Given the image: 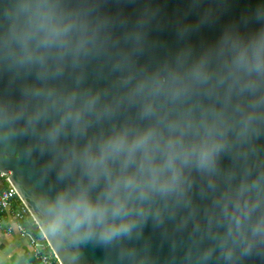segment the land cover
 I'll return each mask as SVG.
<instances>
[{
  "label": "clouds",
  "instance_id": "obj_1",
  "mask_svg": "<svg viewBox=\"0 0 264 264\" xmlns=\"http://www.w3.org/2000/svg\"><path fill=\"white\" fill-rule=\"evenodd\" d=\"M157 15L146 6L133 18L101 0L4 6L0 70L19 99L0 100V140L29 137L45 173L79 177L49 202L55 230L130 238L149 215L162 223L190 204L193 170L214 185L222 157L247 156L264 134V0L196 47L189 37L209 22L205 11L177 28L166 57L143 61ZM242 188L254 192L247 214L259 210L252 238L264 236V169Z\"/></svg>",
  "mask_w": 264,
  "mask_h": 264
},
{
  "label": "water",
  "instance_id": "obj_2",
  "mask_svg": "<svg viewBox=\"0 0 264 264\" xmlns=\"http://www.w3.org/2000/svg\"><path fill=\"white\" fill-rule=\"evenodd\" d=\"M10 0H0L2 13ZM78 4L83 0H68ZM257 0H101L113 12L123 8L134 18L146 6L158 10L150 32L151 51L142 57L163 59L180 41L177 28L196 21L205 11L209 22L189 37L199 47L211 43L226 24L239 20L254 8ZM70 82V81H69ZM19 99L16 84L0 70V100ZM30 138L21 136L0 140V171L9 174L21 200L42 231L61 264H264V236L252 238V223L259 210L247 214L245 204L253 193L242 188L246 178L264 169V134L248 155L244 149L226 153L220 161V173L214 185L200 172L191 173V202L179 205L174 214L167 210L163 222L149 215L143 227L132 237L101 243L96 237L79 239L68 230L50 227L49 202L68 186H75L78 175L61 179L55 170L45 173L47 158L37 150L29 151ZM186 217V219H185ZM250 241L249 243H246ZM211 248L205 258L204 252ZM231 250V256L227 253ZM127 250H134L128 255Z\"/></svg>",
  "mask_w": 264,
  "mask_h": 264
},
{
  "label": "built area",
  "instance_id": "obj_3",
  "mask_svg": "<svg viewBox=\"0 0 264 264\" xmlns=\"http://www.w3.org/2000/svg\"><path fill=\"white\" fill-rule=\"evenodd\" d=\"M10 173L0 171V229L7 226V220L19 225L20 230L29 236L31 247L42 264H61L46 241L21 223L31 213L10 181Z\"/></svg>",
  "mask_w": 264,
  "mask_h": 264
},
{
  "label": "crops",
  "instance_id": "obj_4",
  "mask_svg": "<svg viewBox=\"0 0 264 264\" xmlns=\"http://www.w3.org/2000/svg\"><path fill=\"white\" fill-rule=\"evenodd\" d=\"M6 224L0 229V264H42L31 247L29 236L19 225L8 220Z\"/></svg>",
  "mask_w": 264,
  "mask_h": 264
},
{
  "label": "trees",
  "instance_id": "obj_5",
  "mask_svg": "<svg viewBox=\"0 0 264 264\" xmlns=\"http://www.w3.org/2000/svg\"><path fill=\"white\" fill-rule=\"evenodd\" d=\"M21 223L28 228H31L34 232V234L38 237L43 238L46 243L48 244L47 240L45 239L42 231L40 230L39 226L37 225V223L35 222L34 218L32 217L31 214H29L28 216H26ZM49 249H51V247L49 246Z\"/></svg>",
  "mask_w": 264,
  "mask_h": 264
}]
</instances>
